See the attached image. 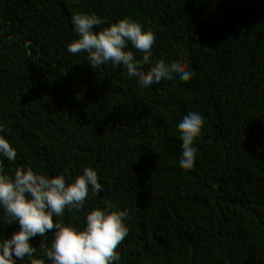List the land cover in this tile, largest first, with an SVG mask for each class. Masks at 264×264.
<instances>
[{
  "label": "trees",
  "instance_id": "16d2710c",
  "mask_svg": "<svg viewBox=\"0 0 264 264\" xmlns=\"http://www.w3.org/2000/svg\"><path fill=\"white\" fill-rule=\"evenodd\" d=\"M76 13L104 20L97 32L136 21L155 34L143 70L179 60L192 78L142 87L122 65L93 69L68 51ZM192 111L204 124L184 170L178 123ZM0 124L10 176L96 171L101 191L53 219L82 230L105 201L127 210L113 264H264V0H0ZM7 219L0 206L2 239L19 231ZM54 232L29 241L45 264Z\"/></svg>",
  "mask_w": 264,
  "mask_h": 264
},
{
  "label": "clouds",
  "instance_id": "9594fccd",
  "mask_svg": "<svg viewBox=\"0 0 264 264\" xmlns=\"http://www.w3.org/2000/svg\"><path fill=\"white\" fill-rule=\"evenodd\" d=\"M104 23L95 14H74L72 24L78 38L68 45V51L74 55L87 53V61L95 70L109 62L122 65L127 76L138 77L142 87L158 84L162 79L172 80L174 74H179L185 82L192 78V72L179 60L171 63L160 60L145 72L143 66L150 61L155 34L143 30L141 24L128 18L94 31L95 26ZM129 42L143 53L142 61L135 59L131 50H126ZM203 124V117L195 111L185 114L178 123L182 140L180 166L184 170L194 167L197 149L193 144L200 136ZM3 131L4 125L0 124V132ZM0 154L8 161H15L17 156L3 136H0ZM101 187L96 171L89 167L69 183L64 174L48 177L35 173L31 167H17L14 176H10L0 162V206L8 218L7 224L19 223V231L11 238H0V264H16L25 257L29 264H45L43 259L34 257L36 248L29 241L37 235L45 237L53 229L50 247L45 248L41 242L44 256L51 264H113L118 261L117 248L128 232L124 222L127 210H112L115 205L105 201L106 207L87 213L82 230L53 219L54 215L62 217L65 209L69 212L82 209L89 197V189L95 196Z\"/></svg>",
  "mask_w": 264,
  "mask_h": 264
}]
</instances>
